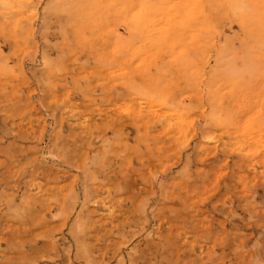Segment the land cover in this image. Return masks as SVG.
Masks as SVG:
<instances>
[{
  "label": "rangeland",
  "instance_id": "374dc122",
  "mask_svg": "<svg viewBox=\"0 0 264 264\" xmlns=\"http://www.w3.org/2000/svg\"><path fill=\"white\" fill-rule=\"evenodd\" d=\"M17 1L0 0V264H264L249 31L232 16L226 60L199 71L192 0Z\"/></svg>",
  "mask_w": 264,
  "mask_h": 264
},
{
  "label": "bare ground",
  "instance_id": "6f19581e",
  "mask_svg": "<svg viewBox=\"0 0 264 264\" xmlns=\"http://www.w3.org/2000/svg\"><path fill=\"white\" fill-rule=\"evenodd\" d=\"M20 0L14 2L17 6ZM193 14L195 17V33H194V59L197 70L203 71L209 65L211 58L216 52L217 61L226 60V53L223 46L230 40L228 21L232 16L239 25L248 30L250 33V41L248 39L244 44L251 47L258 55H264V0H248V5L244 6L240 0H192ZM222 38L221 45L216 50L217 36ZM243 38V36H242ZM244 39H242L243 41ZM238 53V52H237ZM235 58V57H234ZM8 88V87H5ZM14 91L12 90L11 96ZM1 97V94H0ZM7 99H3L5 101ZM7 105V104H6ZM4 109L18 110L19 106H4ZM12 110H10L12 112ZM9 111V112H10ZM13 114H17L13 113ZM183 116L180 115L179 118ZM18 126L17 124L12 125ZM13 143H11L12 145ZM5 150V149H3ZM0 151H2L0 149ZM6 151V150H5ZM11 155H14L10 152ZM13 202L18 201L17 193H11ZM29 204L32 200L29 195L24 197Z\"/></svg>",
  "mask_w": 264,
  "mask_h": 264
}]
</instances>
